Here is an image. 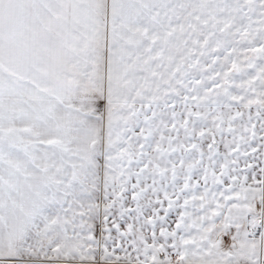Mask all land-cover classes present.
Segmentation results:
<instances>
[{
  "label": "snow or ice",
  "instance_id": "6c2138e0",
  "mask_svg": "<svg viewBox=\"0 0 264 264\" xmlns=\"http://www.w3.org/2000/svg\"><path fill=\"white\" fill-rule=\"evenodd\" d=\"M0 264H264V0H0Z\"/></svg>",
  "mask_w": 264,
  "mask_h": 264
}]
</instances>
